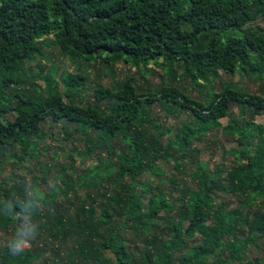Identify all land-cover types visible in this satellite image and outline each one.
<instances>
[{
  "label": "trees",
  "instance_id": "trees-1",
  "mask_svg": "<svg viewBox=\"0 0 264 264\" xmlns=\"http://www.w3.org/2000/svg\"><path fill=\"white\" fill-rule=\"evenodd\" d=\"M263 16L264 0H0V264H264ZM41 44L168 81L88 88L29 69ZM217 130L235 145L212 170L198 143Z\"/></svg>",
  "mask_w": 264,
  "mask_h": 264
},
{
  "label": "rangeland",
  "instance_id": "rangeland-1",
  "mask_svg": "<svg viewBox=\"0 0 264 264\" xmlns=\"http://www.w3.org/2000/svg\"><path fill=\"white\" fill-rule=\"evenodd\" d=\"M255 25H259L264 28V16L260 18ZM39 53L40 55L36 54L34 56V59L28 63L29 69H31L32 71H36L39 67L49 68L50 66L55 65L59 69L58 72L68 71L74 73L77 71H81L87 77L88 88L92 89L96 88L99 84H102L105 87H113L117 83H119V81H122L126 77L134 78L136 83L144 86L145 88H152L155 85L159 84L162 79L168 81L167 77L169 76L166 66H157L154 63H149L147 65V67L151 68L154 72L144 71L142 66L139 68H135L134 66L122 60L112 65H106L101 58H99L98 61L92 62L87 65L84 62H80L78 65H73L65 57L60 55L59 50L56 47L46 46L45 44H41V46L39 47ZM222 79L228 82L237 81L239 87L250 92L259 91V82L240 78L238 75L231 76L223 73L221 74L220 80ZM184 83L185 81L182 82V84ZM219 87V82H217L215 84V88L218 90ZM186 89L189 92L192 91L194 96H197L199 92L204 93L209 88L207 86L196 87L193 86V84H187ZM90 91L84 92V101H94ZM100 105L103 106V104ZM153 114L156 119L162 122H172L173 124L180 123L186 116L184 113H181L180 115L167 116L165 110L159 104H155L153 106ZM221 121L223 123H226L227 118H222ZM255 121L264 123V116H256ZM52 130L55 133V129ZM207 138V140L205 139V141L198 143V147L201 150L200 158L207 160L212 170L215 169L222 160H224L226 164L229 165L232 156L229 155L227 151L235 145L231 137L224 135L223 132L217 130L212 134H209ZM47 143L51 145L50 147L52 149H55L59 146V144H57L55 141H51L49 139L47 140ZM194 167L195 165L192 166V168ZM30 168L32 169V167ZM2 170L3 172L1 177L5 176L8 173H12L15 176L19 173L15 170V168L12 167L11 164H6ZM171 174H175L180 179L189 181V177H187V174L177 173V171L172 170V168L171 173H167V176L165 175V177L168 178V176H171ZM27 178L29 177L27 176ZM5 242V236L2 234V232H0V245L4 244Z\"/></svg>",
  "mask_w": 264,
  "mask_h": 264
}]
</instances>
